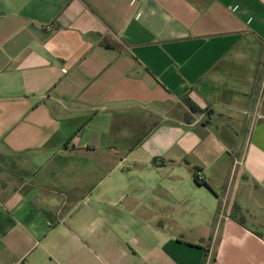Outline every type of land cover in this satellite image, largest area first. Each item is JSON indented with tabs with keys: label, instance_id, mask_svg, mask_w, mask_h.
Segmentation results:
<instances>
[{
	"label": "crops",
	"instance_id": "0c3cea01",
	"mask_svg": "<svg viewBox=\"0 0 264 264\" xmlns=\"http://www.w3.org/2000/svg\"><path fill=\"white\" fill-rule=\"evenodd\" d=\"M0 264H264V0H0Z\"/></svg>",
	"mask_w": 264,
	"mask_h": 264
},
{
	"label": "built area",
	"instance_id": "2783aa9c",
	"mask_svg": "<svg viewBox=\"0 0 264 264\" xmlns=\"http://www.w3.org/2000/svg\"><path fill=\"white\" fill-rule=\"evenodd\" d=\"M196 179H197L198 181H200V180L202 179V175H201L200 173H198Z\"/></svg>",
	"mask_w": 264,
	"mask_h": 264
}]
</instances>
